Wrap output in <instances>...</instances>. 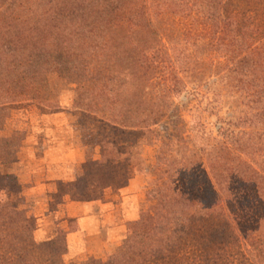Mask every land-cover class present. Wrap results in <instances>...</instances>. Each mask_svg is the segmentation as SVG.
<instances>
[{
    "label": "trees",
    "instance_id": "obj_1",
    "mask_svg": "<svg viewBox=\"0 0 264 264\" xmlns=\"http://www.w3.org/2000/svg\"><path fill=\"white\" fill-rule=\"evenodd\" d=\"M14 70L33 79L40 113L69 91L99 127L95 156L51 200L97 199L156 170L121 246L81 264H264V0H0V110L14 104ZM191 95L200 111L188 120L176 101ZM9 142L0 165L20 147ZM55 246L0 198V264H43Z\"/></svg>",
    "mask_w": 264,
    "mask_h": 264
},
{
    "label": "rangeland",
    "instance_id": "obj_2",
    "mask_svg": "<svg viewBox=\"0 0 264 264\" xmlns=\"http://www.w3.org/2000/svg\"><path fill=\"white\" fill-rule=\"evenodd\" d=\"M174 41H178L180 44L188 46L190 41H193V39L189 36H185L180 37L179 40L175 39ZM211 65L214 64L208 62L207 68L209 69ZM195 76L192 73V77H190V79L193 80ZM11 79L14 85L12 94L14 104L11 105L10 109L0 110V125L2 124L3 126V120H5L7 116H10V119L7 120L5 129H0V136L5 140L0 146H4L5 148L7 146L6 143H8L11 138V142H9L10 148H14L18 144H20V147L13 161L0 165V173L10 176V189L8 190V193H0V198L3 196L14 204L19 205L26 211L27 215L36 219L38 227L42 224V222L39 220V215L35 213L36 208L34 207L38 206V202L42 200L36 199L30 195L29 189L35 178L37 180L41 178L40 182H42L43 175H37L38 177L35 176V178L33 177L32 179L28 176H23V179L20 182L18 172H20V170H22L21 168L27 164L34 166L35 162H57L53 167L52 172L54 178L56 179L52 182H45V184L47 183L46 190L48 191L43 201L48 203V209H50L51 206L56 208L55 210L58 215L57 220H59L61 224L56 227V235L53 239V241L56 242L54 253L48 250L44 251L42 254L43 264H52L55 260H57L59 264H81L92 259H106L108 254L113 253L121 246L122 241L128 234L129 224L132 221L141 218V215L148 209L146 189L148 184H150L152 179H154V175L156 173L155 168H152L151 165L153 163L155 147H146L142 149L144 157L148 159V165H151L150 168H148V175L139 174L135 176L128 186L122 190H115L108 193L107 197L104 199L106 201L113 202V204L118 205L117 207L119 208L123 205V209L126 211V213L121 216V224L117 223L120 222L119 215L112 216L113 221L117 223L116 228L121 225L120 237H118L115 241H112L106 252L104 254H100L99 256L93 255L81 258L79 255H70V248H68V244L66 243L65 233L69 228H74L78 225L77 220L70 219L65 215V213H63V197H57L51 200V194L53 192H56V194L60 192L59 183L57 182H68L70 178V157L67 156L68 152L64 154L65 152L59 151L57 147L60 144L62 146H70V131H46L48 121L45 116L57 112H74L75 110L70 109L72 94L69 91L63 92L60 97V109H57L52 113L43 114L40 113V110L36 106H30L28 103L35 96V83L33 79L28 77L21 70H14L12 72ZM190 87L191 86L188 87V90L191 89ZM184 95H188V93L184 92ZM196 98L198 97L191 95L188 99H185L184 102H180L179 100L176 101V103L181 106L183 114L188 120H191L192 117L199 115L200 110L197 109V103L195 101ZM234 104H236V102ZM207 109L208 111L205 113V116H209L207 118V128L215 130L216 124H218L216 116L212 115L215 110L213 111V109H210V106H208ZM219 114L220 116L226 115L224 110ZM74 115L76 120V129L72 133V139L79 142L81 153L84 156L83 162H86L95 156L99 140V127L93 119L84 118L80 112L79 115H76L75 113ZM160 130L161 126H158L153 130V132L156 134ZM14 131H17L18 133L13 135ZM11 136H13V138ZM53 137H55L58 142L54 141ZM52 148L55 149L52 151ZM67 187L68 186H66V188ZM117 230L119 229L117 228ZM60 251L63 252L58 254ZM56 253L58 255H55ZM173 260L174 258L172 261Z\"/></svg>",
    "mask_w": 264,
    "mask_h": 264
},
{
    "label": "crops",
    "instance_id": "obj_3",
    "mask_svg": "<svg viewBox=\"0 0 264 264\" xmlns=\"http://www.w3.org/2000/svg\"><path fill=\"white\" fill-rule=\"evenodd\" d=\"M74 113L79 115L78 111H70L57 112L45 116L48 121L46 131H70V146H62L61 144L57 146L59 151H64V154L68 152L67 156L70 157V182L76 180L82 173L83 167L90 163L87 161L83 162L84 156L81 153L79 142L72 139V133L76 129ZM53 138L54 141H57L55 137ZM54 149L55 148H52V151ZM56 163L57 162H35L34 166L27 164L18 172L20 182L23 176H28L32 179L33 177L35 178V176L38 177L37 175H43L42 182H40L41 178L38 180L35 178L29 189L30 195L36 199L42 200L38 202V206L34 208H36L35 213L39 215V220L42 222V224L37 227V234L43 240H53L56 235V227L61 224V222L57 220V211L48 209V203L43 201L48 191L46 190L47 183L45 184V182H52L56 179L52 174L53 167ZM133 179L134 178L125 186L105 191L100 198L85 201L68 200L66 204L63 205V213L70 219L77 220L78 223L76 227L69 228L65 233L66 243L68 244V248H70V255H79L81 258L93 255L99 256L106 252L112 241L120 237L121 225L117 227L119 230H117L116 225L117 223L121 224V216L124 215L126 211L123 209V205L119 208L117 207L118 205H114L113 202L104 199L107 197L108 193L115 190H122L128 186ZM116 215H119L120 222L116 223L113 221L112 216Z\"/></svg>",
    "mask_w": 264,
    "mask_h": 264
}]
</instances>
